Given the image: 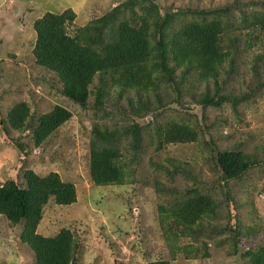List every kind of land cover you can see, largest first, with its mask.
I'll use <instances>...</instances> for the list:
<instances>
[{
	"label": "rangeland",
	"instance_id": "obj_1",
	"mask_svg": "<svg viewBox=\"0 0 264 264\" xmlns=\"http://www.w3.org/2000/svg\"><path fill=\"white\" fill-rule=\"evenodd\" d=\"M66 10L69 34L104 18L116 29L124 20L140 26L146 17L151 43L153 28H167L168 39L187 21L216 18L230 56L206 79L196 68L182 78L186 66L169 59L170 75L152 64L131 76L95 75L81 105L33 54L34 21ZM260 10L264 0H0V185L14 179L24 186L31 169L57 172L76 191L70 204L49 199L36 232L68 229L76 264H251L247 252L264 245V85L257 83L264 79V36L245 18ZM174 47V40L165 43L168 56ZM96 92L105 94L97 102ZM54 104L72 116L37 143L38 119ZM135 123L136 149L129 128ZM172 124L193 129L196 139L165 142L163 130ZM102 129L118 132L123 177L98 185L90 175V145ZM222 149L244 150L256 163L224 179L216 161ZM199 194L210 197V209L186 228L176 211ZM22 226L0 214V264H36L20 238Z\"/></svg>",
	"mask_w": 264,
	"mask_h": 264
},
{
	"label": "trees",
	"instance_id": "obj_2",
	"mask_svg": "<svg viewBox=\"0 0 264 264\" xmlns=\"http://www.w3.org/2000/svg\"><path fill=\"white\" fill-rule=\"evenodd\" d=\"M68 13L69 10L61 14L48 11L34 21L36 40L33 54L40 65L58 76L64 95L81 105L88 103L92 93L90 84L95 75H122L124 72L131 76L133 72L138 73L145 64L158 67L161 65L170 75L172 69L168 68L169 59L176 66H186L182 78L190 73L192 68H196L200 69L201 76L206 79L213 76L216 69L230 56L228 48L223 46L224 28L216 18L207 20L202 17L187 21L179 31L171 34L169 40L166 39V33L169 32L167 28H153L155 33L157 30L154 43H160V48H153L151 46H154V43H151L149 38L146 17L141 24L143 27L124 20L114 29L109 25V19L104 18L101 25L92 21L76 28L74 34H69L66 26ZM250 15L245 20L257 23L258 30L264 36V10L251 12ZM165 16L169 22L171 16ZM171 40H174L175 47L172 55L168 56L165 43ZM257 83L259 86L264 85V79ZM122 84L130 85L124 81ZM96 93V102L100 101L99 97L105 95L104 92ZM248 95L247 93L245 97ZM207 97L208 95H204L202 101H206ZM14 111L17 113V109ZM16 113L12 112L9 116ZM71 116L70 110L54 104L48 112L39 117L34 130L35 141L39 143L45 139ZM135 127L136 123L129 127L134 149L139 141ZM163 134L165 142L196 139L193 129L174 124L167 126ZM118 137L116 129H102L98 133L99 140L95 138L90 145V175L98 185L122 180L123 174L119 164L121 154L115 147ZM216 161L224 179L240 177L256 163L248 152L239 149L218 150ZM23 179L24 186H20L14 179H8L0 185V214L5 215L13 224L23 223L20 238L33 251L36 264H76L75 244L68 229L63 228L54 236H44L36 232L43 208L50 198L57 204H70L76 200L74 185L63 181L54 171L39 175L28 169L24 172ZM210 206V197L196 195L177 209L176 218L189 228L207 213ZM247 255L251 264H264V245L256 251L247 252ZM149 264L169 263L166 260H154Z\"/></svg>",
	"mask_w": 264,
	"mask_h": 264
}]
</instances>
